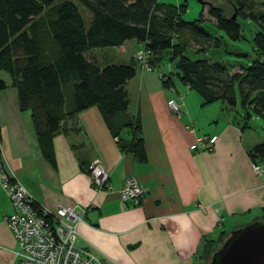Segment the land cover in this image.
<instances>
[{"label": "crops", "instance_id": "1", "mask_svg": "<svg viewBox=\"0 0 264 264\" xmlns=\"http://www.w3.org/2000/svg\"><path fill=\"white\" fill-rule=\"evenodd\" d=\"M132 42L113 53L116 63L133 62L142 45L125 48ZM125 89L128 114L141 124L145 163L118 148L96 107L52 135L49 160L30 113L20 112L17 92L9 86L0 91L5 170L50 212L59 206L84 209L75 245L92 250L102 264H209V242L264 223V179L254 174L250 156L261 143L250 123L263 120L252 115L246 126L238 105L232 112L219 102L203 106L188 87L164 86L155 71L136 68ZM171 101L180 105L179 115L170 112ZM120 136L128 139L125 130ZM211 136L217 140L210 151L190 150L197 139ZM95 160L109 175L101 192L94 190L87 171ZM128 179L144 190L138 205L119 198ZM12 211L0 185V264L18 263L17 244L4 221Z\"/></svg>", "mask_w": 264, "mask_h": 264}, {"label": "trees", "instance_id": "2", "mask_svg": "<svg viewBox=\"0 0 264 264\" xmlns=\"http://www.w3.org/2000/svg\"><path fill=\"white\" fill-rule=\"evenodd\" d=\"M227 2L233 15L208 3V16L230 40L240 39L239 18L263 26L264 0ZM186 9L184 3L175 6L160 0H0V73L10 80L7 84L0 79V91L9 86L16 90L18 108L30 113L49 160L52 135L67 131L68 122L74 124L79 113L96 107L118 148L137 163L146 162L141 124L128 114L125 89L136 75L137 64L134 60L116 63L111 58L100 63L88 57L100 49L121 48L128 41L150 51L154 69L166 53L179 71L180 82L201 98L203 106L219 102L224 111L232 112L239 95L244 125L252 115L264 121V29L253 39L258 58L239 72H229L206 58L185 55L182 39L187 36L202 39L208 49L220 46V40L203 28L202 19L183 20ZM160 78L164 86L174 87L171 78ZM124 130L128 139L120 136ZM250 156L255 163L264 162V141ZM222 243V238L209 242V252L213 254Z\"/></svg>", "mask_w": 264, "mask_h": 264}, {"label": "built area", "instance_id": "3", "mask_svg": "<svg viewBox=\"0 0 264 264\" xmlns=\"http://www.w3.org/2000/svg\"><path fill=\"white\" fill-rule=\"evenodd\" d=\"M179 1V0H178ZM150 51L143 46L133 55L140 71H153L150 65ZM168 108L179 115L180 105L169 102ZM217 137H201L191 145L195 152L210 151ZM255 175L264 179V162L252 163ZM94 190L107 188L109 175L99 160L93 161L88 169ZM0 185L6 191L12 213L4 218L12 232L18 251L17 264H102V260L90 249H80L75 243L77 226L83 221L85 210L75 206H59L50 212L40 206L14 177L7 174L0 139ZM123 203L140 204L144 190L135 179H128L118 193Z\"/></svg>", "mask_w": 264, "mask_h": 264}, {"label": "rangeland", "instance_id": "4", "mask_svg": "<svg viewBox=\"0 0 264 264\" xmlns=\"http://www.w3.org/2000/svg\"><path fill=\"white\" fill-rule=\"evenodd\" d=\"M165 4H172L179 6L185 4L187 9L186 12L182 15V18L186 22H193L202 19V26L206 29L214 38L220 40V46L216 49H208L209 45L204 42L202 39H193L192 37L187 36L185 39V55L188 58H206L212 63H218L225 67L229 72H239L241 68H247L251 66L252 62L258 58L257 52L255 51L253 45V39L257 33L264 29V24L261 27L259 24L251 20L250 18H239L238 22L241 29L240 39L237 41L230 40L225 34L216 29L214 20L208 16V3L213 4L218 7H222L227 16L234 14V9L227 2V0H160ZM84 13L85 22H88V16ZM176 42V40H175ZM211 45V44H210ZM137 42L133 41L130 44L125 46L129 48H135ZM201 49H207L205 51ZM117 51L116 48H104L100 51L91 52L88 57H95L100 63H104V58H111L114 60V54ZM199 53V54H197ZM239 54L243 57L237 58L236 55ZM110 59V60H111ZM264 61V57L261 58ZM115 64V62L110 63ZM155 74L159 77L160 75L165 78H171L174 85L178 90L184 91L186 88L179 80L178 73L179 71L175 67L174 63H171L169 57L166 53L162 54V57L159 59L156 64ZM7 77L6 74L0 73V78L5 80ZM7 80V79H6ZM238 90V87H236ZM193 93V92H192ZM192 95H195L194 93ZM238 97V106L239 111L242 109L240 104L239 95ZM240 114V113H239ZM252 124L251 129L259 134L261 142L264 141V122L257 120V124Z\"/></svg>", "mask_w": 264, "mask_h": 264}, {"label": "water", "instance_id": "5", "mask_svg": "<svg viewBox=\"0 0 264 264\" xmlns=\"http://www.w3.org/2000/svg\"><path fill=\"white\" fill-rule=\"evenodd\" d=\"M209 264H264V223L254 222L232 231Z\"/></svg>", "mask_w": 264, "mask_h": 264}]
</instances>
